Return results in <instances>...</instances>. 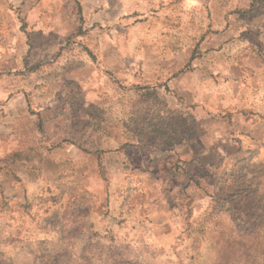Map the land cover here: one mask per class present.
<instances>
[{"label":"rangeland","instance_id":"1","mask_svg":"<svg viewBox=\"0 0 264 264\" xmlns=\"http://www.w3.org/2000/svg\"><path fill=\"white\" fill-rule=\"evenodd\" d=\"M0 264H264V0H0Z\"/></svg>","mask_w":264,"mask_h":264}]
</instances>
